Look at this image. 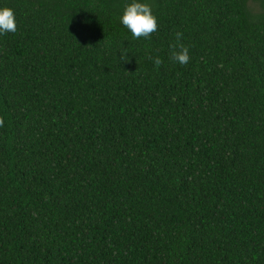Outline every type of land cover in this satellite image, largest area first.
Segmentation results:
<instances>
[{
    "label": "trees",
    "instance_id": "trees-1",
    "mask_svg": "<svg viewBox=\"0 0 264 264\" xmlns=\"http://www.w3.org/2000/svg\"><path fill=\"white\" fill-rule=\"evenodd\" d=\"M131 2L0 0V264H264V0Z\"/></svg>",
    "mask_w": 264,
    "mask_h": 264
},
{
    "label": "clouds",
    "instance_id": "clouds-1",
    "mask_svg": "<svg viewBox=\"0 0 264 264\" xmlns=\"http://www.w3.org/2000/svg\"><path fill=\"white\" fill-rule=\"evenodd\" d=\"M120 22L131 31L134 38H149L152 33L157 31V19L152 13L151 6L147 3H141L139 0H132V2L125 6ZM16 23L13 10L9 7L0 8V34L6 32H15ZM176 44L171 45V59L181 65H186L189 60V48L183 43H180L182 33L176 32ZM125 49L121 53V60H128ZM153 60L156 67L162 64L161 59L157 57H149ZM3 125V119L0 118V126Z\"/></svg>",
    "mask_w": 264,
    "mask_h": 264
}]
</instances>
